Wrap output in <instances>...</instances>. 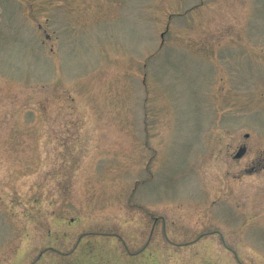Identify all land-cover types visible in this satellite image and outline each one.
<instances>
[{
    "label": "rangeland",
    "instance_id": "rangeland-1",
    "mask_svg": "<svg viewBox=\"0 0 264 264\" xmlns=\"http://www.w3.org/2000/svg\"><path fill=\"white\" fill-rule=\"evenodd\" d=\"M0 264H264V0H0Z\"/></svg>",
    "mask_w": 264,
    "mask_h": 264
}]
</instances>
